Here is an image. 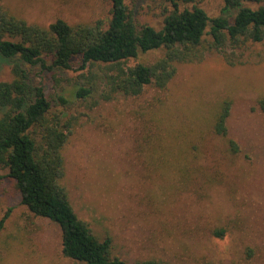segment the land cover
I'll return each instance as SVG.
<instances>
[{
	"label": "rangeland",
	"instance_id": "rangeland-1",
	"mask_svg": "<svg viewBox=\"0 0 264 264\" xmlns=\"http://www.w3.org/2000/svg\"><path fill=\"white\" fill-rule=\"evenodd\" d=\"M0 4L43 28L58 19L73 26L107 24L111 8V0ZM127 4L139 23L156 28L171 9L164 0ZM201 5L215 18L225 3L205 0ZM245 5L258 8L264 0ZM211 43L207 35L205 58L180 65L167 91L148 89L140 98L120 95L96 107L91 99L73 98L79 60L72 71L38 68L33 73L49 99L65 95L72 102L64 109L67 116L80 119L64 152L63 184L70 202L100 240L112 239L113 256L128 264L152 259L168 264H264V43H230L222 52L210 50ZM162 54L141 55L130 64L151 63ZM11 79L10 67L4 66L0 82ZM227 99L232 102L229 139L238 143L240 154L234 159L225 139L206 134L202 157L193 161L204 141L203 134L191 135L198 131L194 123H214ZM147 123L173 125V141L162 142L157 154L146 134ZM169 145L175 152L164 150ZM162 152L171 158H161ZM180 154L184 157L178 160ZM8 173L1 171L0 220L7 213L9 217L0 232V264H85L64 257L61 227L22 204Z\"/></svg>",
	"mask_w": 264,
	"mask_h": 264
},
{
	"label": "trees",
	"instance_id": "trees-1",
	"mask_svg": "<svg viewBox=\"0 0 264 264\" xmlns=\"http://www.w3.org/2000/svg\"><path fill=\"white\" fill-rule=\"evenodd\" d=\"M164 1L171 9L160 28L139 23L127 0H111L107 24L98 21L73 26L58 19L47 28L29 24L0 4V70L7 66L12 74L11 80L0 82V187L5 179L1 171L8 170L7 177L15 182L22 204L35 216L61 227L63 255L70 260L85 264H128L113 256L112 239L100 240L78 217L70 202L63 184L64 152L80 119L68 117L64 111L72 106L68 97L61 94L53 100L47 97L45 87L34 82V71L38 68L72 71L75 60H79L81 73L76 79L73 98L91 99L96 107L120 95L140 98L148 89L167 91L180 65L205 58L207 35L212 38L210 50L218 52L230 43L237 47L249 42L264 43V6L245 5L261 0H224L225 6L215 18L202 7L205 0ZM157 51L163 54L151 63L130 64L141 55ZM262 104L264 107V101ZM58 107L63 110L59 111ZM231 110L232 102L227 99L214 123H194L198 131L191 135L203 134L204 141L200 150L194 151L197 154L192 153L193 161L202 157L206 134L225 139L231 156L238 157L240 146L229 139L227 122ZM147 124L146 134L154 140L157 154L163 149L162 142L174 133L173 125ZM164 150L172 151V147L166 146ZM163 154L171 158L164 152L161 158ZM183 157L180 154L178 160ZM8 217L9 213L0 220V232L5 229ZM141 264L168 263L152 259Z\"/></svg>",
	"mask_w": 264,
	"mask_h": 264
}]
</instances>
